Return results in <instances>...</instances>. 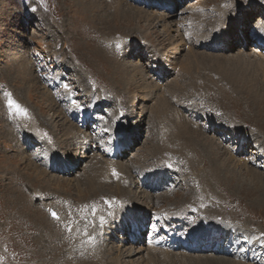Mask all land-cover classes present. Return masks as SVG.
<instances>
[{
	"label": "rangeland",
	"instance_id": "1",
	"mask_svg": "<svg viewBox=\"0 0 264 264\" xmlns=\"http://www.w3.org/2000/svg\"><path fill=\"white\" fill-rule=\"evenodd\" d=\"M85 1L0 0V264H111L115 259L114 255H118L120 258L123 253L125 254V249L122 248V252L119 251V246L115 244L116 237L109 235L110 233H107V236L103 233L111 230L109 226L115 219L114 211L122 204L121 202L133 209L140 208L136 199L142 200L141 204L144 205L141 210L147 212L143 221L144 225L140 229L141 233H137L142 238L143 244L147 243L149 237H151L150 241H161L168 235L178 236L179 234L186 241L181 245V253L189 254L191 257H185L188 258L185 264H196L199 261L204 264V261L208 260L207 256L229 258V261L224 260L220 264H264V235H262L264 233V69L258 67L253 60L249 62L246 57H242L241 61L240 58L232 59V61L231 59L226 60L235 64L240 62L239 65L242 66L235 68L228 63L224 64L211 58H205L202 53L210 52L200 49H197V51H202V53L197 52L200 57H189L188 63L191 66L186 67L187 63L186 71L180 65L181 59L188 55V52H185L188 50L186 47L191 41V31L196 26L199 31L195 29L194 32L198 31L195 36H204L206 40L218 37L219 31L210 30L211 23L213 18L221 17V12L225 9H230L229 11L237 9V12L243 14L244 17L252 13L253 18L249 22H253L256 17L264 25V0H229V4L220 6L222 9L218 13L213 8L218 6L217 3H220L221 0H177L179 3L182 1V10L179 14L181 17H177L180 21L179 30L182 31L185 27L187 32L184 34L185 37H182L184 39H177L179 49L177 54L168 50L167 40L172 36V33L164 32L166 28L161 29L158 25L154 26L151 21H149L150 23L144 20L135 22L128 16L125 17L122 14V7L118 6L114 0H94L95 5L98 4V8L90 10V12L82 6ZM125 1L132 5L130 7H142L137 4V0ZM79 2L81 5L78 4ZM203 4L206 7L203 8ZM236 4L239 5L235 7ZM199 5L200 8L196 7ZM196 9H202L201 15L207 17L202 23L198 19H194L196 13L193 10ZM97 11L98 15L103 18L102 23L95 20L92 15ZM131 11L133 12V10ZM238 13L227 20L226 25L239 18L240 13ZM138 27L140 29L137 30L138 33L135 36H128V38L124 36L126 32ZM124 37L127 44L131 41H133L131 42L133 45L143 44L144 50L148 52H145L141 59L142 61L149 59V68L152 65L153 68L158 69L157 62H153L157 61L155 57L160 58L161 69L164 73H173L171 69L175 67L177 80L174 79V82L170 83L167 78L160 84L150 80V85L153 84L155 87L153 91L145 89L146 91H141L143 94L139 91L140 95L137 94V91L136 94L130 92L122 96L119 87H114L115 79L112 80L110 77H112V71L114 72L115 64L122 61L121 56L128 52L127 50L123 53L122 39ZM39 42L43 43L41 47L38 45ZM117 44L120 45L119 49L116 48ZM44 45L46 49H44ZM190 45L189 49L192 47ZM155 46L162 48V51L159 49L161 52L158 55H153L156 51ZM248 47L253 51L260 47L258 53L264 56V40L258 42L253 39V42H249ZM97 49L105 51L106 58H102ZM212 57L215 58L214 55ZM218 57L225 58L222 55H218ZM208 61L209 64H207ZM142 73L146 74L144 71ZM242 74L244 75L242 76ZM193 81L195 82L192 83ZM82 83L86 86L84 87ZM31 84H34L37 89L35 93L32 91L29 96L27 90L31 88ZM64 84H68L69 88L65 89ZM165 84L173 85V87L169 85V88L173 90H168V87L163 90L162 87ZM57 85H61L63 88L53 91L52 88ZM43 87L49 88L51 92L44 91ZM94 92L99 96L101 103L97 104L99 106L97 110L93 108L96 110L95 112H91L92 108L88 105L92 104L94 100L90 98L89 93L95 99ZM6 93H9L10 97L6 96ZM82 94L83 96H80ZM134 95L137 97L136 102L132 99ZM148 96L151 97V103H149L147 111L151 114L149 118L153 124L148 127L145 123H139L134 119L126 120L124 118L126 110L134 105L136 112H140L141 109L137 110L139 108L137 103L142 101L143 105L145 104L144 108L148 104L146 102ZM8 98L14 99L26 107L29 117L24 118L10 114L7 107ZM52 98L56 99L57 103L63 107L65 105L68 107L64 111L69 114L72 123L76 126V133H78L77 128L85 129L82 126L87 125L88 128L85 130L90 137L99 139L100 137H96L105 135L104 144L109 142L108 137L111 134L105 131V129H109L107 122L112 127L117 126L125 132H128L135 122L138 123L135 129L138 135L142 136L146 131L144 138L135 145V150L133 149L131 154H125L123 163L124 161L128 162L131 169L133 168L132 172L127 174L123 172L124 174L122 173L123 175L118 178L117 182L115 179H110L113 183L110 180H101L102 171L99 170H94L95 174L91 175L96 178H88L93 179L95 184L100 187L117 185L120 188H126L129 190L128 194L120 197L118 193L113 195L112 192L104 191L97 194V197L87 199L88 194L85 191L75 189L76 186L72 183L75 175L68 174V176L60 175L58 177L51 171L56 167L55 164L58 161L51 148L56 149L59 154L57 156H61L63 153L60 150L72 145V143L66 144V141L61 143L57 138L55 139V133H51L52 131L56 132L60 125L52 129L50 126H45L41 118L34 114V109L42 116L48 115L47 113L52 114L51 103H49L53 101ZM155 99L159 103L161 102V105L156 104ZM109 100L114 101L113 105H109ZM152 102L154 105H151ZM77 104L79 107H76ZM122 104L128 105L127 108L124 109ZM30 107L34 109L32 110ZM168 107L172 112H169ZM175 109L177 111H174ZM100 111H103V114H100ZM108 111L114 115L117 114L119 119L114 122L110 120ZM85 113H87L86 117ZM112 118L114 117L112 116ZM123 121L124 123L120 124ZM55 123H57V119ZM183 123L188 128H184ZM209 123L213 127H208ZM182 128L195 131L190 135L196 143L187 137L180 138ZM163 133L173 138L177 136L176 140L172 138L168 141L164 140ZM162 139L166 141L163 143L164 145ZM169 141H173V143L170 144ZM207 143L213 145L211 149L214 155L216 150L218 151L216 158L213 159L212 154L206 155L208 151L204 145ZM22 147L25 149L23 157L27 158L30 153V162L33 161L41 165L42 168H46L42 169L36 165L45 171L40 178L34 179L31 171L28 168L24 169L28 159L27 161L20 159L22 158ZM125 149L121 150V153L127 151ZM157 151L158 153H156ZM149 153L153 154L149 155ZM152 155L158 156L153 158ZM52 158L54 160H50V162L49 159ZM214 161L220 164L216 166V170L221 176L217 173L210 174L211 163L213 164ZM229 168L231 169L229 170ZM45 173L53 176L49 177ZM154 173L161 174L158 176L164 182V192L163 190L158 192L164 197L162 195L157 197V194H152V191L147 188L150 182L147 178L151 179ZM45 180H50L49 184L47 182L48 185L52 184L50 188L45 187ZM124 180L127 183H123ZM56 182L62 186L60 189L57 188ZM105 182H109V185L102 186V183ZM70 183L72 184L70 185ZM66 184L67 188H65ZM137 187L141 190L139 191ZM146 192L148 193L146 194ZM153 195H155L156 204L153 209L148 210ZM176 195L181 199L178 200L179 202L175 201ZM102 199H104L103 202ZM106 200L111 202L110 206L105 204ZM93 205L96 206L98 212L101 209L106 214V223L102 227L99 221L100 215L97 216L99 222H96L95 226L92 225L90 217H92ZM180 208L186 209L185 219L184 217L176 219L171 215L175 209ZM49 209L54 210L60 219H54ZM211 214L212 216H210ZM83 217L87 219L84 220ZM64 222L65 227L60 228ZM68 223H73V232L67 231ZM86 224L87 235L84 234ZM216 224L224 229V233L216 229ZM193 228L194 231L197 230L195 232L201 231L204 237L209 236V240L202 243L204 247L208 246L207 248L210 249L214 243L218 245V242H226L227 246L223 244L222 249L218 250L221 251L218 252L219 254L215 253V250H212L211 253L209 250H197L201 244H197L195 237L191 236ZM129 238L131 239L130 236ZM236 239L241 243V246L237 248L234 244ZM208 242H210L209 245H207ZM224 249L228 252L236 251V254H225L227 251ZM135 250L136 248L131 252H135ZM156 255L159 257L157 263H160L159 260H163L164 264H167L168 261L170 262L168 264H181L179 257L175 258L170 253V257L167 255L160 257L159 253ZM132 256L136 261L135 253ZM123 261V264H130L126 258Z\"/></svg>",
	"mask_w": 264,
	"mask_h": 264
},
{
	"label": "bare ground",
	"instance_id": "2",
	"mask_svg": "<svg viewBox=\"0 0 264 264\" xmlns=\"http://www.w3.org/2000/svg\"><path fill=\"white\" fill-rule=\"evenodd\" d=\"M116 1L117 5L122 7L121 10H122V14L126 16H128L129 18H131L132 20H134L135 22L136 21H142L143 20L145 22H149L151 21V23H154V26L158 25L159 27H161V29L163 28H166L164 29V32H171L172 33V36L167 37V45L169 46L168 47V50L169 51H172L174 54H177L179 52V49H178V43H177V39L178 38H182L184 36L186 32V28L184 27L182 31L179 30L180 26V21L178 20L177 17H179L180 15V12H181V2L179 3L177 0H137V4L141 5L142 7L140 8H135V7H130L132 5H129V2H126L125 0H114ZM82 2V1H81ZM79 2L78 4L81 5ZM229 0H221L220 3H217L218 6H215V8H213V10L218 13L219 10H221L222 8L220 6L224 5V4H229ZM115 3V2H114ZM205 3V2H203ZM233 3V2H232ZM231 3V5H232ZM85 4V5H84ZM189 5V4H188ZM205 4L202 5V7H206L204 6ZM239 4H236L235 7H237ZM82 6L84 8H87L90 12V10H93V9H97L98 8V4L95 5V2L94 0H86L85 3H82ZM190 6V5H189ZM82 7V8H83ZM194 8V6H192ZM196 7H201L200 5L199 6H196ZM230 7V6H229ZM232 7H234V5H232ZM117 8V7H116ZM185 8V7H184ZM183 8V9H184ZM187 8V7H186ZM85 10V9H84ZM133 10V12L131 11ZM202 10V9H201ZM201 10L199 9H196V10H193L194 13H196L194 19H198V21H200L201 23L203 21L206 20V16L204 17V15L202 16L201 15ZM230 9L228 10H224L221 12V17H216V18H213V22L211 23L212 27L210 30H213V29H216L219 34L218 37H215L211 40H206V38H204V36H195V34L199 31L198 27L196 26L195 29H197L198 31L197 32H194L196 31L195 29H193L191 31V41H190V49L187 46V43L186 44V48L188 49L187 51L185 52H188V55L185 56V53L184 54V59H181V67L183 70L186 69V67H190L191 65L188 63L189 62V57H195V56H199L197 52H201L202 51H197V49H200V50H205V51H209L210 53H202L203 56L205 58H211L212 60H215V61H220V62H223L224 64L225 63H228L230 64V66L232 65L233 67L235 66L238 67V66H242V65H239L238 64H235V63H232V62H229V61H226V60H230L232 61V59H238L240 58L239 60L241 61L242 57H246V59L248 58L249 59V62L251 60L255 61L257 63V66L258 67H261L262 69H264V56L260 55L258 53L259 51V48L256 49V50H251L249 49L248 47V44L249 42H253V39L255 41H258V42H262L264 40V25L262 23H260V19L259 18H256L253 20V22H249L251 21V19L253 18V14H249V16L247 17H244L243 14H241L240 12V16L239 18H236L232 21H230V23H228L226 25V21L231 19L237 12V9H231V11H229ZM241 10V9H240ZM82 11V10H81ZM116 12V11H114ZM118 12V10H117ZM203 12V10H202ZM84 13V12H83ZM238 13V14H239ZM91 14V13H90ZM98 11L96 12V14H92L95 18V20H99L101 23L103 22V18L101 15H98ZM192 14V13H191ZM190 14V15H191ZM88 15V14H87ZM86 15V16H87ZM119 15V14H118ZM184 15V14H182ZM110 16V15H109ZM181 17V16H180ZM179 17V18H180ZM192 19V18H191ZM190 19V20H191ZM94 20V21H95ZM128 20V18H127ZM150 23V22H149ZM199 23V22H198ZM206 23V22H205ZM217 24V25H216ZM230 24V25H229ZM183 25V24H182ZM198 25V24H197ZM200 25V24H199ZM198 25V26H199ZM210 25V24H209ZM216 25V26H215ZM183 27V26H182ZM205 28V27H204ZM140 29V27L136 28L135 30H130L129 32H126L124 34V36H126L128 38V36H135V34H137V30ZM188 29V28H187ZM21 30V29H20ZM24 30V29H23ZM202 30V29H201ZM144 31V30H143ZM125 32V31H124ZM148 32V31H147ZM190 32V31H189ZM212 32V31H211ZM209 32V33H211ZM143 34V32H140ZM173 33H174V36H173ZM180 33V34H178ZM217 33V32H216ZM214 34V33H213ZM167 35V34H166ZM201 35V34H200ZM27 36V35H26ZM190 36V35H189ZM199 36V37H198ZM143 37V36H142ZM185 37V36H184ZM207 38H209L207 36ZM184 39V38H182ZM187 40V38H185ZM123 43H124V47H123V53L125 51L128 50L127 53L123 54L121 57L122 61H119L115 64L114 66V72L112 71V77H110V79H115L113 81L114 83V87H119V91H120V94L123 96L124 94H129L130 92H132L133 94H136L137 91L140 95V92L143 91V90H147L149 89L150 91H153V88L154 85L151 84L150 85V80L156 84H160V83H163L161 81H164L168 78V82H174V79L175 81L177 80L176 76H177V71H176V68L175 67H172L171 70H173V73H168V72H165L162 71L161 69V60L159 57H155L157 58V61H153V62H157L158 64V69H155L152 67L149 68L148 67V62H149V59L147 58L146 61H142V57L143 55L145 54V52H148L146 50H144L143 48V44H136L137 45H133L131 44V41L130 43L127 44V41L125 39V37L122 39ZM180 42V41H179ZM165 43V42H164ZM43 43L39 42L38 45L41 47ZM46 44V43H45ZM185 44V43H184ZM157 45V44H156ZM161 45V44H160ZM243 45L245 46L243 48ZM237 46V47H236ZM45 47V45L43 46ZM42 47V48H43ZM156 48V51H155V54L153 55H158L161 51H162V48L159 47V46H155ZM166 47V46H165ZM183 47V46H182ZM258 47V46H256ZM184 48V47H183ZM46 49V47L44 48ZM48 49V47H47ZM51 49V48H49ZM159 49L161 51H159ZM181 49V48H180ZM263 49V48H262ZM43 50V49H42ZM41 50V51H42ZM98 52H100V56L103 58L106 54L105 51H102L100 49H97ZM196 51V52H195ZM234 51V52H232ZM55 52V51H54ZM154 52V51H153ZM257 52V53H255ZM105 53V54H104ZM197 53V54H196ZM200 53V54H201ZM96 54V55H98ZM213 54L215 56L212 57L211 55ZM216 55H217V58H216ZM219 56H223L225 58H219ZM123 56L125 57L123 59ZM200 57V56H199ZM183 58V57H182ZM200 60L202 58H199ZM245 59V61H247ZM105 60V59H104ZM107 60V59H106ZM155 60V59H154ZM194 60V59H192ZM199 60V61H200ZM196 61V60H195ZM201 61H204V60H201ZM234 61V60H233ZM243 61V60H242ZM110 62V61H109ZM213 63H215L214 61H212ZM211 62V63H212ZM216 62V63H218ZM236 62V61H235ZM248 62V63H249ZM20 63V62H19ZM112 63V62H111ZM188 63V65L186 66V64ZM191 63V62H190ZM193 63V62H192ZM212 63V65H213ZM244 63V62H243ZM242 63V64H243ZM247 63V64H248ZM198 65V63H196ZM195 64V66H197ZM206 64V63H205ZM209 64V61L208 63ZM206 64V65H207ZM211 65V64H210ZM219 65V64H218ZM249 65V64H248ZM254 65V64H252ZM110 66V65H109ZM186 66V67H185ZM204 66V65H203ZM227 66V65H226ZM255 66V65H254ZM70 67V66H69ZM221 67V66H220ZM225 67V66H224ZM223 67V68H224ZM229 67V66H228ZM245 67V66H244ZM187 68V69H188ZM226 68V67H225ZM240 68V67H239ZM245 68H249V67H245ZM255 68V67H254ZM181 69V70H182ZM192 69V68H190ZM232 69V67H231ZM252 69V67H251ZM155 70H157L155 72ZM196 70V69H195ZM222 71V69H220ZM234 70V69H233ZM237 70V69H235ZM240 70V69H239ZM142 71H144V73L146 74H143ZM186 71V70H185ZM194 70H192L193 72ZM242 71V70H240ZM256 71V70H255ZM184 72V71H183ZM259 72V71H258ZM189 73V72H188ZM194 73V72H193ZM198 73V72H197ZM239 73V72H238ZM248 73V72H247ZM239 75V74H238ZM244 74H242L243 76ZM250 76V75H249ZM248 76V77H249ZM62 77V76H61ZM80 77V76H79ZM181 77V76H180ZM186 77V76H185ZM233 77V76H231ZM246 78V76H244ZM162 78V79H161ZM195 79V78H194ZM148 80V81H146ZM40 81V80H39ZM167 82V83H168ZM195 81H193L192 83H194ZM181 83V82H179ZM173 84V83H172ZM42 85V84H41ZM82 85L85 87L86 85L84 83H82ZM171 85V84H169ZM165 84V86L162 87V89H167L166 87H168V90L169 89H172V88H169L170 86ZM179 85V84H177ZM181 85V84H180ZM191 85V83H190ZM194 85V84H193ZM182 86V85H181ZM31 88H29L27 90V95L31 96V93L32 91L35 93V90L37 89L35 87L34 84H31L30 85ZM171 87H173V85H171ZM180 87V86H179ZM178 87V88H179ZM59 88H63L61 85H57V87H53V91H57ZM144 88V89H143ZM177 88V89H178ZM182 88V87H181ZM44 91H47L49 93V91L51 92V90L48 88H44ZM85 89V88H84ZM175 89V90H177ZM88 90V89H87ZM145 90V91H146ZM158 90V89H157ZM161 90V88H160ZM167 90V91H168ZM173 90V89H172ZM84 91V90H83ZM140 91V92H139ZM144 91V92H145ZM85 92V91H84ZM173 92V91H172ZM181 92V91H179ZM142 93V92H141ZM176 93V92H175ZM185 93V92H184ZM43 94V93H42ZM41 94V95H42ZM46 94V93H44ZM85 94V93H84ZM90 94V98H92L94 101H92V104H89L88 106L92 108V110H90L91 112H95L99 106L97 105L98 103H101V100L99 99V96L97 95L96 92H94V94L96 95L95 99L92 97L91 93ZM143 94V93H142ZM152 94V93H151ZM160 95V94H159ZM162 95V94H161ZM160 95V96H161ZM18 96V95H17ZM45 96V95H44ZM58 96V95H57ZM80 96H83L80 95ZM147 96V95H146ZM41 97V96H40ZM159 97V96H158ZM161 97H164V96H161ZM160 97V98H161ZM49 98V96H48ZM51 98V97H50ZM151 97H147L146 98V102L148 103L144 108L143 106V102L140 101L137 103V106L139 108L138 109H141L140 112H136V108L133 106L130 107V109H127L126 110V115H125V119L126 120H131V119H134L136 120L137 122L141 123L143 122V124L145 123L148 127H150L153 122L152 120L149 118V116L151 115L149 113V111H147V107H149V103H151ZM18 100V98H16ZM53 99V98H52ZM134 99V101L136 102V95H134V97L132 98ZM158 99V98H156ZM155 99V103H159L158 100L156 101ZM100 100V101H99ZM161 100V99H160ZM164 100V99H163ZM55 101V102H53ZM53 101H50L49 103H51V109L50 111H52V114H49L47 113L48 115H41L38 113V111H36L33 107H30L32 110L34 109L35 113L34 114H37L40 118H41V121L42 123L45 125V126H50L52 127V129H55L57 128L58 125H60V128L58 130H56V132L52 131L51 133H55L56 137L55 139L57 138L59 141H61V143L63 141H66V144H69V143H72V145H70L69 147H63V150H60L61 153H63L61 156H57L59 154H57V151L56 149L54 148H51L53 150V155L56 156L58 158V161H56V164L54 167V169H51V171L58 175V177L60 175H66L68 176V174H72V175H75V179L72 183H74L73 185L76 186V190H82V191H85V193L88 194L87 196V199L88 198H92L94 196L97 197V194H100L101 192H104V191H109V192H112L113 195L118 193L119 196H124L129 190H127L126 188H120L119 186L117 185H113L112 187L110 186H107V187H100L98 185L95 184V182L93 181V179H88L90 177H92L93 173L95 172L94 170H99V171H102L101 172V180H112V179H115V182H117L118 178L121 177L124 173L127 174L128 172H132L133 168L131 169V166L129 165V163H123V160L125 159V154H131V152L133 151L135 145L141 141L142 138H144V135L146 133V131L143 132V135H138L137 133V130H135L137 128V124L138 123H135L133 122V126L131 127V129L128 131V132H125V131H121L119 127L117 126H111V124H109V122H107V125L109 127L107 133H111L110 134V137H108V143L107 144H104L103 143V140L105 139V135H100L96 138H99V139H94V137H90L87 133V129L88 126L85 125V126H82L83 128L85 129H79L77 128L78 130V133L75 132V125L72 123V119L70 118L69 114H66L65 111L68 109V107L65 105L64 107L60 104L57 103L56 99H53ZM103 101V100H102ZM139 101V100H138ZM25 102H27L25 100ZM109 105H113L112 102L114 101H111L109 100ZM134 102V104H135ZM178 102V101H177ZM28 103V102H27ZM55 103V104H54ZM129 103V101H128ZM161 103V102H160ZM159 103V105H161ZM166 103V102H165ZM181 103V102H180ZM123 105V108L126 109L128 105L126 104H122ZM151 105H154V103L152 102ZM164 105V104H162ZM166 105V104H165ZM164 105V106H165ZM184 105V104H183ZM27 107H29V105H27ZM105 107V106H104ZM103 107V109H104ZM96 109V110H93ZM151 108V107H150ZM154 108V106H153ZM157 108V107H156ZM167 109V108H166ZM65 110V111H64ZM150 110V109H149ZM155 110V109H154ZM168 110H169V107H168ZM173 110V109H171ZM144 111H145V115H144ZM174 111H177L176 109ZM110 113V120H112L114 122V120H118V115L117 114H112L110 111H108ZM168 112V111H167ZM169 112H172L169 110ZM168 112V114L170 115V113ZM176 113V112H175ZM100 114H103V111L101 112L100 111ZM172 114V113H171ZM87 113L84 114V116L86 117ZM112 116L114 118H112ZM177 116V115H176ZM171 117V116H170ZM169 117V118H170ZM57 119V123H55V120ZM146 119V120H145ZM153 119V117H152ZM125 121V120H124ZM121 122L120 124L124 123ZM180 122H181V119H180ZM216 123V122H215ZM210 124V123H209ZM95 125H101V124H95ZM163 125V124H162ZM219 125V124H218ZM217 125V126H218ZM160 126V125H159ZM164 126V125H163ZM183 126L184 128H188L186 126L185 123H183ZM220 126V125H219ZM153 127V126H152ZM156 127V126H155ZM176 127V126H175ZM190 127V126H189ZM208 127H213L212 124L208 125ZM149 129V128H148ZM147 129V130H148ZM151 129V128H150ZM155 129V128H154ZM157 129V128H156ZM76 130V131H77ZM160 130V129H159ZM158 130V131H159ZM169 130V129H168ZM161 131V130H160ZM193 130L191 129H181L180 130V138L181 139H184V137H187V139L191 140V141H194L196 143V141L192 138V136L190 134H192ZM134 133V134H133ZM149 133V132H148ZM186 134V135H185ZM147 136V135H146ZM158 137V136H157ZM164 137V140H171L172 139H175L171 136H169L168 134L163 133V136ZM178 137V138H179ZM158 139V138H157ZM156 139V140H157ZM161 139V138H160ZM95 140V143H93ZM145 140V139H144ZM163 140V139H162ZM163 140V141H164ZM176 140V139H175ZM154 141V140H153ZM158 141V140H157ZM170 142V141H169ZM59 143V142H58ZM153 143V142H152ZM163 143H166V141L162 142ZM172 142H170V144H172ZM157 145V144H156ZM164 145V144H163ZM194 145V144H193ZM204 145V144H203ZM206 150L208 151L206 153V155H211L214 158H216V156L218 155V151L216 150L215 152V155L212 153V147L213 145L212 144H209L207 143V145H204ZM163 147V146H162ZM168 147V146H167ZM23 148V147H22ZM125 148H128V149H125ZM127 150V151H130V152H127L125 151L124 153H121V150L124 151ZM155 149V147H154ZM165 149V148H164ZM189 149V148H188ZM135 150V149H134ZM138 150V149H137ZM140 150V149H139ZM163 150V149H162ZM161 150V151H162ZM25 149L23 148V151H22V158L20 159H24L25 161H27L26 163V167L25 168H28L30 171H31V175H34V179H37V178H40L44 173L45 171L42 170V166L41 165H38L37 163L35 162H30L31 161V154L28 153V156L27 158L26 157H23L25 155L24 153ZM103 151V153H102ZM147 151V150H146ZM154 151V150H152ZM151 151V152H152ZM182 151V150H181ZM192 151V150H191ZM263 151V150H262ZM27 152V151H26ZM148 152V151H147ZM167 152V151H165ZM186 152V151H185ZM223 152V151H222ZM158 153V151L156 152ZM193 153V152H191ZM150 154H153V153H149ZM166 154V153H165ZM21 155V153H20ZM228 155V154H227ZM158 155L156 156H153V158L157 157ZM221 156V155H220ZM229 156L230 153H229ZM151 157V158H152ZM210 157V156H209ZM208 157V158H209ZM133 158V157H131ZM202 158L204 159V157L202 156ZM225 158V157H224ZM221 159V158H220ZM231 160V158H229ZM38 160V159H36ZM35 160V161H36ZM50 160H54L53 158L52 159H49ZM146 160V158H145ZM200 160V159H199ZM217 160V159H215ZM23 161V162H25ZM210 161V160H209ZM218 161V160H217ZM236 161V160H235ZM51 162V161H50ZM145 163V161H143ZM211 162V161H210ZM226 162V161H225ZM53 163V161H52ZM221 163V162H219ZM229 163V162H228ZM242 163H243V160H242ZM190 164V163H189ZM233 164V162H232ZM36 165L40 166L41 168L37 167ZM144 165V164H143ZM212 165V170H211V173L212 175H214V173H217L221 176L220 173L217 172L216 170V166H219L220 164H218V162L214 161L213 164L211 163ZM222 165V164H221ZM224 165V163H223ZM226 165V163H225ZM28 166V167H27ZM51 166V165H49ZM247 166V165H246ZM66 167V168H65ZM146 167V166H145ZM191 167V166H190ZM51 168V167H50ZM53 168V166H52ZM147 168V167H146ZM201 168V167H200ZM222 168V167H221ZM226 168V166H225ZM46 169V168H44ZM137 169V168H136ZM231 168H229L230 170ZM249 169V167H248ZM247 169V170H248ZM144 170V169H143ZM143 170L141 171V173L143 172ZM157 170V169H156ZM44 171V172H43ZM152 171V170H151ZM155 171V170H154ZM219 171V170H218ZM227 171V170H226ZM249 171V170H248ZM252 171V169H251ZM18 172V171H17ZM115 172V174H114ZM124 172V173H123ZM145 172V171H144ZM156 172V171H155ZM229 172V171H228ZM250 172V171H249ZM123 173V174H122ZM153 173V172H151ZM49 173H45V175L49 176V177H52L53 175H48ZM95 174V173H94ZM149 174V173H148ZM26 175V174H25ZM92 175V176H91ZM97 175V174H96ZM151 175V174H150ZM158 175H161V174H157V173H154L153 177L151 176V179L150 177L147 178L149 179L148 181L149 182V185L147 186L148 189H150L152 191V194H157V197H160L161 195L164 197L163 194H160L159 192H162L161 190H163V186H164V182L163 180H160L159 179V176ZM174 175V173H173ZM196 175V174H195ZM128 177L130 176V173L129 175H127ZM143 176V175H142ZM147 176V175H146ZM176 176V175H175ZM253 176V175H251ZM250 176V177H251ZM95 177V176H94ZM92 177V178H94ZM127 177V178H128ZM132 177V176H131ZM164 177H165V174H164ZM257 177V176H256ZM56 178V177H54ZM87 178V179H86ZM96 178V177H95ZM125 178V177H124ZM161 178V177H160ZM167 178V177H166ZM220 178V177H219ZM47 179V178H46ZM86 179V180H84ZM137 179V178H136ZM164 179V178H163ZM65 180V179H64ZM97 180V179H96ZM100 180V181H101ZM110 180V181H111ZM123 180V179H122ZM132 180V178H131ZM142 180V179H141ZM143 180H144V177H143ZM146 180V179H145ZM174 180V179H172ZM219 180V179H218ZM237 180V179H236ZM55 181V180H54ZM68 181V180H67ZM130 181V180H129ZM147 181V180H146ZM240 181V180H239ZM32 182V181H31ZM49 184L50 180H45V187L46 188H50L51 185H48ZM51 182H53V180H51ZM66 182V181H65ZM71 182V180H70ZM104 182V181H103ZM112 182V181H111ZM176 182V181H175ZM69 183V181H68ZM67 183V184H68ZM70 183V185L72 184ZM109 182H105V183H102V186H106V185H109L108 184ZM113 183V182H112ZM123 183H127L126 180H124ZM136 183V182H135ZM138 183H140L138 181ZM144 183V182H143ZM146 183V182H145ZM57 188L60 189L62 186L59 184V183H55ZM66 184V187L67 188V185ZM115 184V183H114ZM132 184V183H131ZM216 184V183H215ZM120 185V184H119ZM122 186V185H121ZM64 187V186H63ZM83 187V188H82ZM136 187V186H135ZM140 187V186H139ZM146 187V186H145ZM138 188V187H137ZM135 189V188H134ZM139 189V188H138ZM143 189V188H142ZM147 189V190H148ZM137 190V189H136ZM141 189H139L140 191ZM145 190V189H144ZM53 191V189H52ZM55 191V190H54ZM133 191V189H132ZM139 191H137L139 193ZM158 192V193H155V192ZM80 192V191H79ZM134 192V191H133ZM132 192V193H133ZM164 192V190H163ZM57 193V192H55ZM63 193V192H62ZM141 193V192H140ZM148 192H146L147 194ZM58 194V193H57ZM128 194V193H127ZM143 194V193H142ZM110 195V194H109ZM166 195V194H165ZM171 195V194H170ZM129 196V195H128ZM167 196V195H166ZM165 196V197H166ZM177 196V195H176ZM180 196V195H179ZM112 197V196H111ZM156 197V199H157ZM99 198V196H98ZM128 198H131V197H128ZM141 198V197H140ZM154 198H155V195H153V197L150 199V205L148 206V210H151L153 209L154 205L156 204L155 201H154ZM177 199L175 200L176 202H179L181 199H179V197L177 196L176 197ZM136 199V198H135ZM134 199V200H135ZM148 199V198H147ZM174 199V198H173ZM18 200V199H17ZM64 200V199H63ZM122 200V199H121ZM137 202H138V205L140 206L139 209H133L131 208V206H128L126 203L124 202H121L122 204L119 206L118 204V209L115 212V215H114V221H112V225H110L109 227L111 228L110 231H106L103 233V235H108L107 233H110L109 235H113L116 237L115 239V244L117 246H119V251H121V249H125V254L123 253V256H119L118 255H114L115 256V259L111 262V264H123V260H125V258L127 260H129V263L130 264H160V263H163L162 261L163 260H159L160 263H157L159 259L158 255H156V253H159V256L161 257L162 255H167L168 257L169 256V253L170 255L172 254L175 258H178L179 261H181L180 263L181 264H185V261L188 260V258L186 259L185 257H188V255H184V253L181 251H172L170 252L169 249L171 248H174V249H180V243L181 241L177 242L176 239L171 236V235H168L170 237H165V239H161L160 242L154 244V242H150V241H147V243H144L143 244V240L142 238L138 235L141 233L140 229H141V226L143 225V221H144V218L147 214L146 211H142L141 208H143V205L144 204H141V201H139V199H136ZM179 200V201H178ZM104 201V199H102V202ZM120 201V200H119ZM136 202V201H135ZM49 203V202H48ZM158 203V202H157ZM106 204V203H105ZM180 204V203H179ZM102 206V205H101ZM146 206V205H145ZM136 207V206H134ZM88 208V207H87ZM103 209V208H102ZM176 210V209H175ZM174 212H172V216L174 218H178V219H181L184 217L185 219V211L186 209L184 208H180L178 210H176ZM155 212V211H154ZM213 212V211H212ZM208 213V212H207ZM209 214V213H208ZM215 214V213H214ZM98 215H102V216H106L105 212L102 211L101 209L97 210V214L95 215V217H90L91 218V222L94 220L95 223L96 222H99L97 220V216ZM170 216V215H169ZM212 216V214L210 215ZM215 222V221H214ZM158 223V222H157ZM152 224V223H151ZM153 225V224H152ZM52 226V225H51ZM61 227L60 228H63L65 227V222L60 225ZM162 226V225H161ZM37 227V226H36ZM54 227V226H53ZM155 227V226H154ZM74 229V227H73ZM116 229V230H114ZM198 229V228H197ZM216 229H218L220 232L224 233V229H221L220 228V225L219 224H216ZM101 230V229H100ZM200 230V229H198ZM74 231V230H73ZM72 231V232H73ZM77 231V230H76ZM197 231V230H195ZM194 231V237H196L197 239V244H201V246H199L197 248V250L199 249L200 251L202 250H209L211 252H213L212 250H215L216 252L215 253H218L219 251V248H221V246L223 244L219 243L218 242V245L216 243H214L210 249H208L207 247H204L203 246V242L206 241V240H209V236L208 237H204V235L202 234L201 231L199 232H195ZM80 232V231H79ZM138 233V234H137ZM151 233V232H150ZM210 233V232H209ZM226 233V231H225ZM205 234V233H204ZM209 235V234H208ZM118 236V237H117ZM129 236L131 237V239L129 238ZM179 236V234H178ZM192 236V235H191ZM207 236V235H206ZM222 236V235H221ZM101 237V236H100ZM151 238V237H150ZM153 238V237H152ZM161 238V237H160ZM114 239V238H113ZM147 239V238H146ZM159 239V238H158ZM78 241V240H77ZM155 241V240H153ZM159 241V240H158ZM81 242V241H80ZM129 242V243H128ZM186 242V241H185ZM217 242V241H216ZM107 243V242H106ZM109 243V242H108ZM210 242L207 243V245H209ZM187 245V244H186ZM57 246V245H56ZM108 247V246H106ZM105 247V248H106ZM115 247V246H113ZM136 248L135 252H131L132 249ZM114 249V248H113ZM118 249V248H117ZM93 251V250H92ZM100 252V250H98ZM157 251V252H156ZM96 253V251H94ZM106 252V251H104ZM103 252V253H104ZM122 252V251H121ZM221 252V251H220ZM219 252V253H220ZM135 253V256H137V259L136 261H134V258L132 255H134ZM218 253V254H219ZM223 253V252H222ZM226 253V252H225ZM214 254V253H213ZM230 254V253H228ZM106 255V253H105ZM111 255V254H109ZM221 255V254H220ZM166 256V257H167ZM197 256V255H196ZM199 256V255H198ZM190 257V256H189ZM203 257V256H202ZM211 256H207L206 258L208 259L207 261H204V264H215V263H221L223 262L224 260L225 261H229V258H210ZM218 257V256H217ZM191 258V257H190ZM113 259V257H112ZM111 259V260H112ZM165 259V258H164ZM171 259V258H169ZM96 260V259H95ZM191 260V259H190ZM192 260H195V259H192ZM198 260V259H197ZM200 260V259H199ZM198 260V261H199ZM206 260V259H205ZM165 261V260H164ZM167 262V261H166ZM169 262V261H168ZM167 262V264H168ZM176 262V261H175ZM200 262V261H199ZM198 262V263H199ZM108 263V262H107ZM165 263V262H164ZM163 263V264H164ZM170 263V262H169ZM174 263V262H173ZM178 263V262H177ZM191 263V261H190ZM193 263V261H192ZM196 263V264H198ZM202 262H200L201 264Z\"/></svg>",
	"mask_w": 264,
	"mask_h": 264
},
{
	"label": "snow or ice",
	"instance_id": "3",
	"mask_svg": "<svg viewBox=\"0 0 264 264\" xmlns=\"http://www.w3.org/2000/svg\"><path fill=\"white\" fill-rule=\"evenodd\" d=\"M33 11H35V9H32ZM116 48L119 49L120 48V45L117 44L116 45ZM63 87L65 89H68L69 88V85L68 84H64ZM6 96L10 97V94L9 93H6L5 94ZM73 103L75 104V101H73ZM7 107L9 108V111H10V114L12 115H15V116H19V117H24V118H28L29 117V112H28V109L26 107H23L21 104H19L17 101H15L14 99H11V98H8L7 99ZM76 107H79V105L77 104ZM105 131H108L107 129H105ZM115 174V172H114ZM106 204H109V206L111 205V202L110 201H105ZM85 208L87 206H84ZM49 212L51 213L52 217L54 219H57L59 220L60 217L59 215L52 209H49ZM96 212H97V208L95 205L92 206V216L95 217L96 215ZM82 219L86 220L87 218L86 217H83ZM99 221H100V225L101 227L103 226L104 223H106V220H105V217L104 216H100L99 217ZM92 225L95 226V221L93 220L92 221ZM66 229L67 231L69 232H72L73 231V223H68L66 225ZM84 234L87 235V224L85 225V229H84ZM262 235H264V233H262ZM90 239H94L93 237H89Z\"/></svg>",
	"mask_w": 264,
	"mask_h": 264
}]
</instances>
